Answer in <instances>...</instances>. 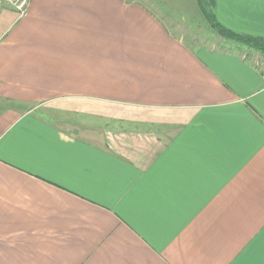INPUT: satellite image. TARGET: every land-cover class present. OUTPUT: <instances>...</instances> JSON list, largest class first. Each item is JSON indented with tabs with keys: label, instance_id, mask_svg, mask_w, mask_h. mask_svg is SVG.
I'll list each match as a JSON object with an SVG mask.
<instances>
[{
	"label": "crops",
	"instance_id": "0c3cea01",
	"mask_svg": "<svg viewBox=\"0 0 264 264\" xmlns=\"http://www.w3.org/2000/svg\"><path fill=\"white\" fill-rule=\"evenodd\" d=\"M214 13L264 39V0ZM173 26L0 0V264H264V64Z\"/></svg>",
	"mask_w": 264,
	"mask_h": 264
},
{
	"label": "rangeland",
	"instance_id": "374dc122",
	"mask_svg": "<svg viewBox=\"0 0 264 264\" xmlns=\"http://www.w3.org/2000/svg\"><path fill=\"white\" fill-rule=\"evenodd\" d=\"M11 5L12 0H8ZM147 4L161 18H163L178 36L187 41L204 40L209 44L220 45L223 38L214 29L202 12L198 0H139ZM231 43V42H230ZM236 43V42H234ZM233 43V44H234ZM238 46L240 50L248 52L257 65L264 64V51L255 47ZM246 45V44H245ZM235 47V45H233ZM253 48V50L251 48Z\"/></svg>",
	"mask_w": 264,
	"mask_h": 264
},
{
	"label": "trees",
	"instance_id": "16d2710c",
	"mask_svg": "<svg viewBox=\"0 0 264 264\" xmlns=\"http://www.w3.org/2000/svg\"><path fill=\"white\" fill-rule=\"evenodd\" d=\"M198 2H199L202 12L207 17L211 26L214 29H216V31L220 35L264 51V39L263 38L259 36L251 35V34H244V33L233 31L223 26L217 20L215 13H214L215 0H198Z\"/></svg>",
	"mask_w": 264,
	"mask_h": 264
},
{
	"label": "built area",
	"instance_id": "2783aa9c",
	"mask_svg": "<svg viewBox=\"0 0 264 264\" xmlns=\"http://www.w3.org/2000/svg\"><path fill=\"white\" fill-rule=\"evenodd\" d=\"M29 0H12V4L22 14L26 11Z\"/></svg>",
	"mask_w": 264,
	"mask_h": 264
}]
</instances>
